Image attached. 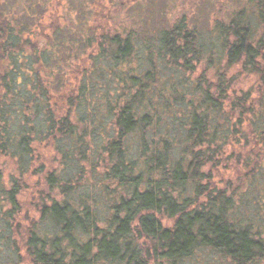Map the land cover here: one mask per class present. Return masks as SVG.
Wrapping results in <instances>:
<instances>
[{"label": "trees", "instance_id": "obj_1", "mask_svg": "<svg viewBox=\"0 0 264 264\" xmlns=\"http://www.w3.org/2000/svg\"><path fill=\"white\" fill-rule=\"evenodd\" d=\"M101 1L0 0V154L18 173L0 168V264H264V0L207 31L110 22ZM243 142L247 189L218 187Z\"/></svg>", "mask_w": 264, "mask_h": 264}, {"label": "rangeland", "instance_id": "obj_2", "mask_svg": "<svg viewBox=\"0 0 264 264\" xmlns=\"http://www.w3.org/2000/svg\"><path fill=\"white\" fill-rule=\"evenodd\" d=\"M246 0H103L95 6V12L100 16L106 15L111 18L110 22H117V19L128 17L127 21L131 24L137 22L145 25H155L163 28L166 24L179 18L181 14L191 15L194 22L200 28L206 31L213 26V21L218 14L220 17L230 16L234 9H239L245 5ZM116 18H115V17ZM121 23V22H120ZM152 32H156L152 28ZM252 79H243L241 85L248 88L252 85ZM244 143V142H243ZM250 147L244 144L235 143L226 149L222 163L213 169L214 179L218 187L236 186L240 190L247 189L245 184V176L248 177V169L245 165L246 160L251 158L255 161V156L249 154ZM41 160H37L36 165L43 163L47 169L57 166V158L48 148H42ZM253 161V162H254ZM103 163V162H102ZM0 168L4 172V177L9 181L11 176L16 177L17 166L9 157L0 154ZM44 174H28L25 175L23 185L25 190L22 193L23 217H33L35 205L39 196L46 193L48 188L44 184ZM234 187L236 190H238ZM251 194L243 196V211L246 215H253V207L257 203L251 200ZM264 213V212H263ZM166 221V219H164ZM264 223V222H262ZM30 261L25 259L23 264ZM22 264V263H21Z\"/></svg>", "mask_w": 264, "mask_h": 264}]
</instances>
